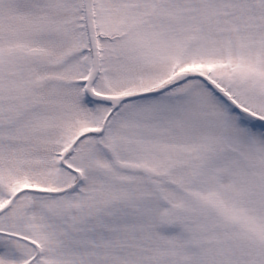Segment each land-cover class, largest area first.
Masks as SVG:
<instances>
[{
  "label": "snow or ice",
  "instance_id": "snow-or-ice-1",
  "mask_svg": "<svg viewBox=\"0 0 264 264\" xmlns=\"http://www.w3.org/2000/svg\"><path fill=\"white\" fill-rule=\"evenodd\" d=\"M0 264H264V0H0Z\"/></svg>",
  "mask_w": 264,
  "mask_h": 264
}]
</instances>
